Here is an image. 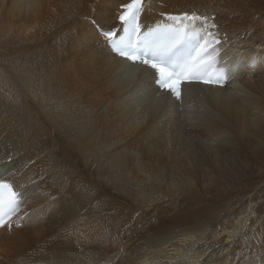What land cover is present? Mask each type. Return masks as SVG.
<instances>
[{"label":"bare ground","instance_id":"6f19581e","mask_svg":"<svg viewBox=\"0 0 264 264\" xmlns=\"http://www.w3.org/2000/svg\"><path fill=\"white\" fill-rule=\"evenodd\" d=\"M125 3L0 0V179L27 213L0 264H264V0H145L146 27L196 11L227 40L228 82L180 100L85 19Z\"/></svg>","mask_w":264,"mask_h":264},{"label":"snow or ice","instance_id":"6c2138e0","mask_svg":"<svg viewBox=\"0 0 264 264\" xmlns=\"http://www.w3.org/2000/svg\"><path fill=\"white\" fill-rule=\"evenodd\" d=\"M118 16L120 29H100L111 51L132 65H140L154 73L157 88L181 99L184 84L198 82L223 87L229 80V68L220 63V40L209 30L207 17L195 12L178 15L160 13L166 22L146 27L141 22L145 0H128ZM197 21H204L198 27ZM210 27H216L212 24ZM256 60L251 61V66ZM20 193L0 179V228L11 230L9 221L21 204Z\"/></svg>","mask_w":264,"mask_h":264},{"label":"rangeland","instance_id":"374dc122","mask_svg":"<svg viewBox=\"0 0 264 264\" xmlns=\"http://www.w3.org/2000/svg\"><path fill=\"white\" fill-rule=\"evenodd\" d=\"M119 211H120V210L117 211V214H119Z\"/></svg>","mask_w":264,"mask_h":264}]
</instances>
